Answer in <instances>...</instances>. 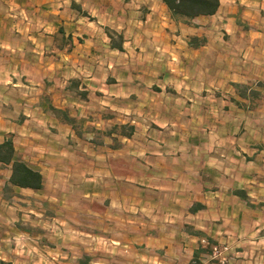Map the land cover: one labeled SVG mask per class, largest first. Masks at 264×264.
Segmentation results:
<instances>
[{
    "label": "crops",
    "instance_id": "obj_1",
    "mask_svg": "<svg viewBox=\"0 0 264 264\" xmlns=\"http://www.w3.org/2000/svg\"><path fill=\"white\" fill-rule=\"evenodd\" d=\"M8 28L0 142L13 135L43 186L5 193L0 166L1 261L264 264V0L189 23L162 0H0ZM233 83L258 89L253 109ZM121 124L131 136L97 138ZM26 218L63 245L41 249ZM223 244L225 263L210 255Z\"/></svg>",
    "mask_w": 264,
    "mask_h": 264
},
{
    "label": "trees",
    "instance_id": "obj_2",
    "mask_svg": "<svg viewBox=\"0 0 264 264\" xmlns=\"http://www.w3.org/2000/svg\"><path fill=\"white\" fill-rule=\"evenodd\" d=\"M166 5L171 17L174 19L183 20L189 23L192 19L201 15H212L219 7V0H162ZM116 34L112 46L118 49L122 48V36ZM191 39H197L192 37ZM238 90V95L244 98V108L253 109L256 105L257 99L260 97L258 89L248 84L233 83ZM259 85V84H258ZM76 85H72V87ZM53 113L57 114L59 111L52 108ZM63 119L72 122V118L61 113ZM118 128L119 134L129 137L132 134L133 126L129 124L114 125L112 129L106 131H96L97 138L102 136H110L114 130ZM0 166L9 169V177L7 184L4 187V192L9 193L13 187L29 188L32 190H39L43 186V175L40 171L31 168L20 156L16 155L11 135L6 136L0 142ZM20 225H18L19 227ZM21 228V227H19ZM25 229V228H24ZM26 230H29L27 228ZM0 264H6L0 260ZM174 264V263H173Z\"/></svg>",
    "mask_w": 264,
    "mask_h": 264
},
{
    "label": "rangeland",
    "instance_id": "obj_3",
    "mask_svg": "<svg viewBox=\"0 0 264 264\" xmlns=\"http://www.w3.org/2000/svg\"><path fill=\"white\" fill-rule=\"evenodd\" d=\"M12 30H11V28H8V31L6 32L4 29H2L1 30V32H0V39H2V40H9L10 39V35L12 34V32H11ZM9 135H11V137L13 136L12 134H7V136H9ZM12 139H13V137H12ZM42 200H38V202L39 203H33V205H35V206H37V207H43L42 206V204L40 203ZM46 207V206H45ZM26 208V207H25ZM25 208H23L22 209V212H24V213H26V209ZM3 209L1 208L0 209V212H3L2 211ZM10 212H4L5 213V215L6 216H9V217H15L16 216V211L14 210V209H10L9 210ZM1 216H3V215H1ZM27 217V216H26ZM1 219V218H0ZM26 219H28V218H26ZM10 226H12L11 224H10ZM185 226V225H184ZM19 227H21V229H27V228H29V231H31V232H34L35 233V235H38V234H41V237H43V239H44V244H45V246L44 247H42L41 249H47V250H49V251H51L52 252V250L50 249V247H52L51 245H53V246H55V247H58V246H60V245H63V243L64 242H62V240H59L58 238H55V239H53V238H49V236L48 235H45L46 234V232H47V230H46V228H41V226H38L37 224H32V220H30V218L28 219V220H24V222H22V224H20V226ZM14 228V227H13ZM9 230V228H8V226H5V225H2V222H1V220H0V235H6V233H5V231H8ZM15 230V229H14ZM58 230V229H57ZM62 230L63 229H59V232H62ZM70 236H77V235H71L70 234ZM70 241V249H77V251H78V249H79V245H78V241L77 240H74V239H70L69 240ZM19 245H20V249L21 248H23L25 245L24 244H26V242H23V241H21V242H19L18 243ZM223 245H225V244H223ZM9 246V245H8ZM26 246H27V248L29 247V244L27 245L26 244ZM98 246H101L100 244H97V247ZM222 246V245H221ZM67 248V247H66ZM229 251V248H228V250H227V252ZM4 250H3V252H1L0 253V255L1 256H4ZM8 253V252H7ZM6 253V254H7ZM21 257V255L20 254H12V252H10V253H8L6 256H5V259H6V261L9 263V259H10V264H16V260H18V258H20ZM25 257H29L28 255H26ZM35 259H37V257H35ZM37 261V260H36ZM38 264H43V262H41V260H39L38 261Z\"/></svg>",
    "mask_w": 264,
    "mask_h": 264
},
{
    "label": "built area",
    "instance_id": "obj_4",
    "mask_svg": "<svg viewBox=\"0 0 264 264\" xmlns=\"http://www.w3.org/2000/svg\"><path fill=\"white\" fill-rule=\"evenodd\" d=\"M228 245H223V246H211L210 251H211V257L213 259H219V261L221 263H225L226 262V253H224L226 250H228Z\"/></svg>",
    "mask_w": 264,
    "mask_h": 264
}]
</instances>
